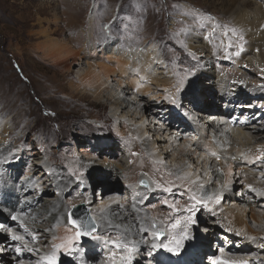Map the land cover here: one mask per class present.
<instances>
[{"label": "rangeland", "instance_id": "rangeland-1", "mask_svg": "<svg viewBox=\"0 0 264 264\" xmlns=\"http://www.w3.org/2000/svg\"><path fill=\"white\" fill-rule=\"evenodd\" d=\"M255 4H257L255 1L250 0L248 8L253 9ZM227 5L228 0H0V137L2 140L16 139V144L12 145L10 151L1 157V161L6 160V162L3 163L5 168L1 166L2 172L0 171V178L2 177L0 179V197H7V203L12 202L11 199L15 196L19 195L21 197L20 194H22L21 191L23 187L20 183L28 173V167H35V163L41 161L46 164L39 168L42 169L41 172H46L47 174L44 177V175H39L40 173H37L32 182L35 180V186H37L41 181H44L45 184L43 187L49 188L50 191L37 192L35 190V192L25 194L27 196H33V204L31 203L32 206L29 208L32 212L34 209L38 210L40 206H44L46 200H59L63 193V202L65 201L66 204L68 203L69 208L71 205H75L76 207L84 205L87 206L88 213L96 217L94 209L99 208L103 203L115 195L118 196L123 203L129 204V197L126 196V192L131 189L129 183L133 184L132 188L138 191L140 186L142 187L140 182L143 178H146L150 185L147 189L145 188L146 191L150 192L149 195L154 198L155 196L153 195H156V193L152 191V182L155 181V183H159L161 187H165V185H169L172 179L168 176L165 177V171L168 172L167 169L169 168L166 164L172 162V158L170 157L165 158L163 167L148 164L150 168L148 165L145 167L149 169V171L143 170V167H141L139 170L133 173L131 172L129 176H124L122 172H117L118 170L115 174L107 173L105 175L100 168H89L88 171L86 170V173L89 174L88 178L83 179V183L80 181L78 182L76 179L77 175L71 177L73 180V187H70V189L67 186H65L63 190L58 189L53 181L48 180L49 177L52 178V175H56V178L65 176L73 170L75 167L73 165L80 167L81 163L86 162V159H90L96 164H102L105 163V161L108 163L112 162L116 166L126 164L132 169L134 164L130 165V163H136V161L140 163L142 158H140L139 155L141 151L143 152V146L137 145L135 142L131 141L127 143V141L121 139V132L123 129H121V125L117 124L118 122H115L112 118L114 115L111 103L108 102L103 105L96 99L90 97L85 100H78L75 98H73L74 100L68 99V97H73L76 94V91L73 90L74 83L71 79L68 80L65 78V69L58 64V61H60V57L63 56L62 51L64 48L69 47L67 52L76 54L82 52V50L86 49L87 51L91 50L92 47H96L95 56L99 58V61L96 59H84L82 62H77L72 65L70 71H78L80 68H84V64L88 60L94 63L97 61V64L99 62V64H104L109 69H113L116 66L114 65V67H111L113 64L110 62L108 64L106 61L104 62L102 58L106 56V53L112 52V48L115 49L116 53L118 51L120 53L123 52L124 56L128 54L137 57L138 53H143V59L148 55L147 53L152 51L156 54V58L158 55V57L164 60L168 70H172V74L177 81L176 86L182 78L184 79V88L181 92L177 93L176 91H170L166 93L159 90L155 96L160 97V104L163 102L162 104H165V107L167 106L165 109H168V112L171 111L172 116H178L180 118V120L176 119L178 123L181 124L182 119H184V122L187 124V129L184 133L195 131L193 117L197 116L196 113L204 112V109L199 107L206 106L213 101L222 104V107H226L227 102H225L224 97L218 99L220 88L217 86L210 92L199 91L206 81H211L212 79L200 81L199 76L204 70L206 71L208 69L207 62L198 52L195 53L189 48L188 37L194 33L200 37H204L209 42L211 48L215 50L216 56H214V59L220 56V54H225L223 55L225 58L224 60H215L213 64L215 79L218 78L217 74L220 78L227 76L226 78L232 84L234 81L233 79H235L232 72L241 70L240 68H247V70L252 73L248 78L258 79L259 82L264 85L263 71L259 72V69L253 66H241L243 61L241 56L246 53L247 43H244V52L237 57L233 53L236 50L235 45H238L240 41L234 35L229 37L223 35L224 30L222 29V25L229 24L234 26L229 21L230 18L228 14L223 12ZM185 6H188L190 12L200 14L201 18L199 22L193 21L191 17H188V19L184 18L183 13H185ZM208 13L215 18L214 21L209 22L204 18V14ZM238 29L240 33L243 34L239 27ZM209 33H211V35H209ZM229 41L234 44L232 49L227 47ZM244 42H246L245 37ZM93 54H95V50ZM193 54L196 59H193ZM51 56L53 57L51 58ZM58 57L60 60H58ZM140 61H142V59ZM237 61L238 63L236 64ZM54 63L56 65H54ZM131 63L132 61H130V65L132 66L133 64ZM125 64L126 61L122 64L123 67ZM148 66L146 68H149ZM191 69H195V75L191 77L186 76V70ZM215 70L217 72L216 74ZM259 76H262V78ZM114 77L112 80H118L119 78L117 76ZM133 78H135V76ZM194 80L196 84L193 90L190 91L189 85H192ZM50 81L62 82L61 84L63 87L66 85V90L63 92L57 91V93L50 92ZM113 84L117 85L116 82ZM235 84L236 89L240 88L238 81ZM199 85L201 86L200 88ZM151 87L155 88V86ZM243 87L249 94L253 92L254 87L252 85L245 84ZM262 88L263 91L261 92L264 94V87ZM201 90H203V88ZM129 91L131 93L134 92V90L132 91L129 87L125 92L120 91V94L125 101L131 104V108L144 111L143 107L132 104L135 96L127 95L126 92ZM172 93L174 96L177 95L176 98L180 101L179 107L171 104V102L166 99V97ZM249 94H247V96ZM257 95L254 93L249 99L244 97L242 106L246 107L242 114L240 112L238 114L237 112L238 115H235L234 113H236V111H232L234 113L231 114L229 121L233 122V128H238L242 119L248 116L245 113L249 111H252V117L259 122L258 125L260 124V120L264 117V112L260 114L259 112L264 109L260 110V108H258L259 110L254 111L252 106V108L248 107V105H253V99L254 97H258ZM146 99L149 100L150 97L147 96ZM192 103L196 106L195 109ZM158 104L159 102L155 103L153 101L152 105L149 107L154 110ZM193 111L196 113L194 114ZM127 113L128 109H123L121 116H125ZM244 114L245 116L243 117ZM160 115L162 119L160 123L165 122L166 125L171 124L168 117H163L164 114ZM209 115L210 119L214 114L209 113ZM205 117H208V115ZM149 120L154 122L159 121L158 119H152V117H149ZM137 123H140V121H137ZM178 123H175V128L182 132V130H180L181 127H179L180 124ZM244 123H247V121ZM160 127L161 126H157V128ZM229 127V125L226 126L227 129H229ZM133 128H135V125ZM187 138L190 139L191 137ZM183 142L184 140H181V143ZM236 149L238 150V148ZM33 153L37 154L34 155ZM39 153L40 155H38ZM133 153L136 155H133ZM111 154H113V156ZM39 156L40 159L36 160L35 157ZM218 156H220V154ZM222 160L225 161L226 159L223 158ZM238 160H242V158L240 157ZM22 162H25L23 163L25 165L21 166ZM257 163L263 164V162L259 160ZM229 164L230 163L227 162L226 166H230ZM165 165L168 168H166ZM215 165L216 163H212V168ZM248 165L249 163L239 162V165L234 169V179H236L235 176L239 171L240 173L243 172L241 168H249ZM153 167L156 168L154 169ZM247 170H250V168ZM50 171H52V175L49 174ZM257 171L264 175V168H258ZM242 180L243 179H240V181ZM261 180H264V178H261ZM92 184L96 185L97 188L94 190L90 188L89 186ZM86 186L88 187L86 188ZM245 187L244 184L239 185L235 191L243 190ZM70 190H73L75 193L80 192L88 195V201L77 203L75 199L70 198L68 193ZM15 191L17 192L14 196ZM182 192L181 189L174 190L173 193L176 195L174 197L167 193H163L161 199L171 202L174 199L182 198ZM244 192L247 193L246 188ZM95 193L96 195L101 194V196L94 201ZM137 195H139V193ZM134 196L135 195H133V197ZM22 198H26V196L22 195L21 199ZM254 199L255 202L259 204L260 201H264V194L259 198L254 197ZM14 200V204L9 205V207L16 208L20 205L18 197ZM35 200L36 203L34 202ZM152 200H154V203H148L149 199L147 200V198L142 197L138 200L140 203L139 208L142 213L144 211L146 215L153 216L150 224L154 221L158 227L162 225V228H164V222L168 224V218L162 217L158 219L155 216L158 215L159 212L163 213L169 211V208L165 202H161L159 199L155 201L154 198ZM69 201H71V205ZM160 202L164 204L160 205ZM228 203L227 200L224 204L227 205ZM2 207L6 210L5 202L0 198V214ZM182 208L183 207H179V209ZM83 214L87 215L85 210H83ZM218 218L219 217L216 215H213L212 220L216 222L217 220L219 221ZM162 221L164 222L161 223ZM218 221L216 224L219 227L220 234L213 239H209L212 240L210 242L213 243L212 245L210 244V250L212 251L213 249V252V246L215 247L218 243L225 244L228 242L224 241L225 239L223 240L222 238L224 229ZM37 222V225L41 228L39 230H49L54 239V241L48 245V252L40 250L41 256L44 255L43 253L45 252L52 253L54 250L53 245L61 244L65 239L63 242H55V239H59L57 229L52 226L48 227L44 220ZM11 224H13L15 230H17V225L14 221H12ZM211 226L201 225L199 229L200 233L203 234V236H208L209 233L205 232L204 229ZM68 227L67 225L64 232V236L66 237L70 235ZM163 231L166 235V230ZM8 234L10 236L9 232ZM18 234L22 235L21 233ZM0 236L6 238V233L0 231ZM148 237L149 234L146 233L144 238ZM92 242L93 246H91ZM96 243L99 247H95ZM86 246H91L93 250H95L94 252L98 253L101 258L108 253L106 248L96 241L86 240L82 247L85 248ZM203 248L205 250L208 249L206 247ZM86 249L88 250V248ZM225 250V248H222L219 249L218 252L222 253ZM116 251L119 256L121 254L120 251L118 249ZM140 253V259H138L140 263L138 264H145L146 257L143 251H140ZM63 254L66 257L67 254ZM163 255H165V258L181 259L185 256V253L179 256H173L167 253H163ZM67 257L69 262L65 263L61 260L60 264H73L72 258L68 255ZM9 258L14 259L15 257L9 255ZM101 258L99 257L98 260H101ZM207 258L204 257L201 264H211L208 262L212 258Z\"/></svg>", "mask_w": 264, "mask_h": 264}, {"label": "bare ground", "instance_id": "bare-ground-1", "mask_svg": "<svg viewBox=\"0 0 264 264\" xmlns=\"http://www.w3.org/2000/svg\"><path fill=\"white\" fill-rule=\"evenodd\" d=\"M253 1H255L257 4H255L253 9H249L248 4L250 3V0H228V5L223 12L228 14L230 18L229 21L232 23V25L237 28L239 27L244 34L246 41L244 43H247V49L246 53H244L245 55L241 56L243 59L241 66L245 67V65H247V67H257L259 72L263 71L262 75H264V0ZM185 12H190L188 6H185ZM188 46L191 50H193V52H198L207 62L208 69L206 71L204 70V72H202V74L199 76L200 81L202 82L204 79H212V82L206 81L203 84V90H201L202 88H200L201 86L199 85V91L210 92L217 86L220 88V95L218 96V99L224 97V100L227 103L226 107H222V104L213 101L206 106L199 107L204 109L203 113H196L193 111V113H196L197 115L196 117H193L195 131H189L187 133H184L187 129V124L184 122V119H182L181 124L178 123V120L176 119L180 120V118L178 116H172L171 111L168 112V109H165L167 106L165 107V104H162L163 102L160 104V97L155 96L159 90L166 93H169L170 91H176L175 87L177 81L175 76L172 74V70L170 71L167 69L164 60L161 57H158V55L156 58V54H154L152 51V53H147L148 55L143 59V53H138V56L136 55L137 57H135V55L132 56L128 54H125L124 56L123 52L120 53L118 51L116 53L115 49L112 48L113 51L106 53V56L102 58L104 62L106 61L108 64L109 62L112 63L113 66L111 67H114L115 65V68L109 69L104 64H99V62L97 64V61L94 63L88 60L85 62L84 68H80L78 71L73 70V72H71L70 67L77 62H82L84 59L98 60L99 58L95 56L96 47H92L91 50L87 51L86 49L82 50V52H78L76 54L68 53L67 50L69 47L64 48L63 51L61 50L63 56L60 55L62 56L60 57L61 60L58 57V60H60L58 61V64H60L65 69V78L72 80L74 83L73 90L76 91V94L73 97H68V99L72 100L75 98L78 100H85L86 98L90 97L96 99L103 105L108 102L111 103V108L114 115L112 118L115 120V122H118L117 124H120L121 129H123L121 132V139L127 141V143L131 141L135 142L137 145L143 146V152L141 151L139 155L140 158H142L140 163H137L136 160V163H130V165L134 164L132 169H130L129 165L127 166L126 164L116 166L112 162L108 163L107 161L102 164H96L95 162H92V160L86 159V162L81 163L80 167L73 165L75 166L73 170L61 178H56V175L53 176V173L51 174L52 171H50L49 174L52 175V178L49 177L48 180L53 181L58 189L63 190L65 186L69 187L70 189V187H73V180L71 177L83 173L81 176V180L83 181V179L88 178L89 174L86 172L89 170V168H100V170H102L105 175L107 173L115 174L118 170L117 172H122L124 176H129L131 172L133 173L134 171L139 170L141 167H143V170L149 171V169L145 167L148 164L163 167L165 164V158L170 157L172 158V162L170 164H166L169 168L165 165V167L168 168V172L165 171V177L168 176L172 178L171 181L173 182V191L176 189H181L184 192L185 188H196V185L191 184V181L199 177L200 179L198 183H202L204 188L196 189L197 194H210L212 195L213 199L212 201L208 202V208H211V211H209L208 208L205 209L198 206L199 210L196 217L197 225L192 229L195 239L184 242V247L181 250L180 255L185 253V256H183L181 259L169 257L165 258V255L156 252L151 257L153 263L201 264L204 257H211L212 259L208 262L211 264H245V262H247V264H264V247H261V245H264V201H260V203L257 204L254 199V197L259 198L264 194V180H261V178H264V175L257 171L258 168H264V161H262L263 164H259L257 163L258 160H256V157L264 154V117H262L260 124L258 125L259 122H257L255 118L252 117V111H249L248 113H245L248 116L242 119V122L239 125L237 124L238 128H233V122L229 121L231 114L234 113L232 111H236V113H234L235 115H238L239 112L241 114L243 113V110L246 107L242 106L244 103V97L249 99L254 93L259 95H257L258 97H254V102L252 103L253 105H248V107H253L254 111L259 110L258 108H260V110L264 109V94L261 92L263 91L262 87H264V85L261 84L258 79L248 78L252 73L248 71L247 68H240L241 70L232 72L235 78L233 79L234 81L232 84L226 78L227 76L220 78V76L217 74L218 78L215 79L213 64L215 60H224L225 58L223 55L225 54H220V56L217 58L215 57L214 59V56H216L215 50L211 48L209 42L204 37H200L195 33L188 37ZM257 49L260 51L257 52ZM94 50L95 54H93ZM52 57L53 56H51V58ZM141 59L143 62L140 61ZM125 61L126 64L123 67L122 64L125 63ZM130 61H132V66L130 65ZM237 63L238 61L236 64ZM54 65L56 64L54 63ZM147 66L149 68H146ZM216 73L217 72L215 70V74ZM114 76L119 77L118 80H112ZM134 76L135 78H133ZM259 77L262 78V76ZM237 81L240 87L238 89L235 88V83ZM114 82H116L117 85H114ZM61 83L50 81V92L52 91L57 93V91L63 92L66 90V85L63 87ZM245 84H250L254 87L252 93L249 94V92H246L247 90L243 87ZM151 86H155V88ZM129 87L132 91L134 90L132 93L130 91L126 92L127 95L135 96L133 98L132 104L143 107L144 111L131 108V104L125 101V99L120 94V91L125 92V90ZM247 94L249 95L247 96ZM147 96L150 97L149 100L146 99ZM153 101L155 103L159 102L154 110L149 107L152 105ZM195 108L196 106L194 105V109ZM123 109H128V113L125 116H121ZM261 112H264V110L260 111L259 114ZM209 113L214 114L210 119ZM160 114H164L163 117H168V119L171 121V124L166 125L165 122L160 123L162 122ZM206 115H208V117H205ZM149 117H152V119L156 120L158 119L159 121H150ZM137 121H140V123H137ZM246 121L247 123H244ZM176 122L180 124L179 127H181L180 130H182V132L175 128ZM134 125L135 128H133ZM225 125H229V129H227ZM157 126L161 127L157 128ZM187 137L191 138L188 139ZM181 140H184V142L181 143ZM15 141L16 139L2 140L0 137V161L1 157L10 151L12 145L16 144ZM236 148H238V150ZM247 151L250 152L246 153ZM211 153H215L217 156L220 154L221 158L226 160L223 161L220 158V160L217 161L216 156H213ZM38 155H40V153ZM111 155L113 156V154ZM240 157L242 160H238ZM35 158L36 160L40 159V156ZM227 162L230 163V166L228 167L226 166ZM239 162L249 163L248 167L250 170H247L249 168H241L243 172L240 173L239 171L235 176L236 179H234V169L237 165H239ZM23 163L25 162H22L21 166L25 165ZM212 163H216L213 168L211 166ZM44 164L46 163L40 161L35 163V167H28V173L20 183L23 187V190L21 189L22 194L20 195L21 197L24 195L26 198L21 199L19 195L15 196L18 190L15 191V197H11L12 202L10 203H7L8 199L6 196V198L0 197L5 202L6 206V210L3 209V207L1 208L0 214V225H4L3 228H0V231L6 233V238L0 236V249H6V251H0V264H17L18 259H22L23 264H34V262L39 259L38 256H41L40 250H48V245L53 242L54 239L52 238L49 230H39L41 228L37 225V221L40 222L44 220L46 221L48 227L52 226L57 229L59 233V239H55V242H63V240L66 238V236H64V232L67 226V211L69 206L68 203L66 204L65 201L63 202V193L59 200H46V204L44 206H40L38 210L34 209L33 212L31 209L29 210V208L32 206L31 203L33 201V196H27L25 195L26 193L35 192V190L37 192L50 191L49 188L43 187L45 184L44 181H41L37 186H35V180L32 182L34 176L37 173H40L39 175H44V177L46 176L47 173L41 172L42 169L39 168ZM188 165H191V167L189 168ZM1 166L4 167L3 163H0V171L2 170ZM153 168L155 169L156 167ZM180 169L191 173V175L183 181L176 180V173ZM218 170H222L223 175ZM229 170H231V174H229ZM169 173H171V175H169ZM240 179L243 180L240 181ZM216 181H219V183H216ZM142 182L143 184H147L148 187L150 186L146 178H143L140 184H142ZM225 182H227L226 188L222 187ZM152 183V191L156 193V195H153L155 196V201L159 199L161 202H165V200L161 199L163 193H167L163 190L164 187L158 188L155 181ZM242 184L246 186L245 188L247 193L244 192L245 188L243 190L235 191L237 190L238 186ZM129 186L131 189L126 192V196L129 197V204L123 203L121 199L115 195L103 203L99 208L94 209V213L96 214L95 219L100 231H106L114 236L120 235L121 238H123V234L127 233L130 235V238L139 242L145 239L144 236L146 234L145 232L141 231V228H150L152 224H150V222L153 216L146 215L144 211L142 213L139 208L140 203L138 200L144 197L147 198V200L149 199L148 203H154V200H152L154 198L149 195L150 192L146 191L148 187H144L142 185V187L140 186V189H138V192L135 190V188H132L133 184L129 183ZM168 186L165 185V187ZM249 186H251L252 189H255V191H250ZM87 187L88 186H86V188ZM89 187L93 190L97 188V186L93 184ZM173 191L172 193L167 194L173 197L176 196ZM68 193L70 198L75 199L77 203L88 201V195L84 193L76 192V194L73 190H70ZM138 193L139 195H137ZM133 195L135 196L133 197ZM217 195H219L220 201L219 203H214ZM100 196L101 194L96 195L95 193L94 201L95 199H99ZM182 196V198L176 200L174 199L168 203H175L178 209L179 207L184 208L186 205H188L189 200L187 195ZM17 197L19 198L20 205L16 208L9 207V205L14 204V199ZM227 200L229 203L225 205L224 203ZM34 202L36 203V200ZM161 202L159 203L160 205L164 204ZM183 208L179 209V211H174L173 209L169 208V211L163 213L159 212V214L155 216L158 219H161L162 217L168 218V224L162 221L161 223L164 222L165 227L162 228V225L159 227L161 230H166V238L173 232H179V229H171L169 226L175 219H182V217L185 215L182 214L184 213ZM83 210L84 208L82 207L79 209V211H74L75 216H84ZM14 214H19L24 224L29 227V230L38 234V243L33 242L31 237L21 230L18 222L16 221H14V223L17 225V230H15L10 219V217ZM213 215L219 217V221H217L224 229H222L224 231L222 238L223 240L225 239L224 241H228L225 244L218 243V245H215V247L213 246L214 252L213 249L212 251L210 250L209 246L213 243H211L210 241L212 240L209 239L217 237L220 233L219 227L216 224L217 221L215 222L212 220ZM102 216L103 219L101 218ZM109 222L111 225H113L112 227L108 226ZM201 225H212L211 227H206V229H204L205 232L209 233L208 236H203V234L200 233L199 229ZM9 227L12 229V234L19 235L18 233H21L25 237L28 247L38 250L39 252L37 251V253L34 255L25 249L23 252V257H18L14 252V248L21 245L9 238L10 236L7 231V228ZM71 235L72 232H70V235L67 236L70 237ZM147 239L150 243V234ZM91 246H93V242L91 243ZM91 246H86L83 257L77 258L75 261H72V263L96 264V261L99 259V257L101 258V256L94 252L95 250H93ZM95 247H99L97 243L95 244ZM203 247L209 248L208 252ZM86 248H88V250ZM222 248H225L226 250L222 253H219V249ZM106 250L108 251L107 248ZM62 251L63 250L58 253V264L61 263V260H63L65 263L69 262L67 255L65 257L63 254L64 252ZM140 251H143V254L147 258L146 248L143 244H140L138 251L134 255L133 264L140 263L138 260L140 259L139 257L142 253H140ZM47 252L43 254L51 255V253ZM9 255L14 256L15 258L10 259ZM107 255L99 260L100 264H107Z\"/></svg>", "mask_w": 264, "mask_h": 264}, {"label": "snow or ice", "instance_id": "snow-or-ice-1", "mask_svg": "<svg viewBox=\"0 0 264 264\" xmlns=\"http://www.w3.org/2000/svg\"><path fill=\"white\" fill-rule=\"evenodd\" d=\"M175 7V5H174ZM183 16L185 19L188 17H191L193 21L199 22L200 20V14H194L192 12H185L183 13ZM204 18H206L209 22H212L215 20L214 17L211 16L210 13L204 14ZM223 35L225 37L229 36H236L237 39L240 41L238 45H235L236 50L234 51V55L239 57L242 52H244V36L242 33H240L239 29L235 26H231L229 24L222 25ZM211 35V33H209ZM227 47L229 49H232L234 47L233 42L229 41L227 44ZM257 52L260 50L257 49ZM193 59H196L195 55L193 54ZM247 67V65H245ZM186 76H194L195 75V69L186 70L185 73ZM196 84V81L194 80L192 82V85H189V90H193L194 85ZM184 88V79L182 78L180 82L176 86V92L179 93ZM167 100L171 102V104L179 107L180 101L176 98L174 95H169L166 97ZM213 156H216V160H220V156H217L215 153H211ZM133 155H136L133 153ZM256 160L264 161V155H260L256 157ZM5 161H0V163H4ZM158 163V162H157ZM190 168L191 165H188ZM223 175L222 170H218ZM229 174H231V170H229ZM75 175V174H74ZM83 173H80V175L76 176V179L83 183L81 180V176ZM171 175V173H169ZM191 173L184 171L183 169H180L176 173V180L183 181L187 179ZM199 177H197L195 180L191 181V184L196 185V188H185L184 192L181 193V195H187L189 203L183 208V212L185 215L182 217V219L177 218L175 219L172 224L169 226L171 229H179V232H173L168 235L166 238L165 232L161 230V228L157 227L156 223L153 221L150 228H141L142 232L149 233L151 236V242L149 243V240L147 238L137 242L134 239L130 238V235L125 233L123 234V238H121L120 235H112L108 232H102L99 230V226L96 223L95 217H93L90 213H88L87 206L82 205L81 207L84 208L85 212L88 213L87 215L76 217L73 209L76 207L75 205H71V201H69V204L71 207L67 211V225L68 230L72 232V235L70 237H66L65 241L61 244H55L53 245V252L51 255H42L38 260L34 262V264H58L59 262V256L58 253L63 250L65 254L70 256L73 261H75L77 258H82L85 252V248L82 247L84 242L86 240L96 241L99 242L103 247L108 249V255H107V264H133L134 255L139 249L140 244H143L147 251V258L145 260V264H153V261L151 257L156 252H161L171 254L173 256H179L181 254V250L184 247V242L187 240H193L195 239V235L192 231L193 227L197 225V212L199 210L198 206L203 208H208V202L212 201V195L210 194H197L196 189H203L204 185L202 183H198ZM173 182H169L168 187H164L163 190L167 193H172L173 191ZM216 183H219V181H216ZM144 187H148L147 184H143ZM158 188L161 187L159 183L156 185ZM222 187H227V182L222 185ZM250 191H255V189H252L251 186H249ZM220 197L219 195L216 196V200L214 203H219ZM165 204L173 209L174 211H179L175 203L169 204L167 200H165ZM209 211H211V208H208ZM103 219V216L101 217ZM12 221H16L19 224V227L21 230L25 233H27L33 242H39L38 241V234L35 232H32L29 230V227L24 224V222L21 220L19 214H14L10 217ZM109 227H112L111 223L109 222ZM4 225H0V228H3ZM118 227V226H116ZM7 231L10 233V239L14 242H18L21 246L15 247L14 252L18 257H23V252L25 249L29 251L30 253H33L34 255L37 253L38 250H34L32 248L28 247V243L25 240V237L22 235L12 234L11 227L7 228ZM261 247H264V245H261ZM120 251V255H117V251ZM0 251H6V249H0ZM17 264H23L22 259L17 260ZM96 264H100V261L97 260ZM247 264V262H245Z\"/></svg>", "mask_w": 264, "mask_h": 264}, {"label": "water", "instance_id": "water-1", "mask_svg": "<svg viewBox=\"0 0 264 264\" xmlns=\"http://www.w3.org/2000/svg\"><path fill=\"white\" fill-rule=\"evenodd\" d=\"M81 206H82V205H80L79 207L75 208L73 211H75V212L79 211V209L82 208ZM85 213H86V212H85ZM86 214H87V213H86Z\"/></svg>", "mask_w": 264, "mask_h": 264}, {"label": "trees", "instance_id": "trees-1", "mask_svg": "<svg viewBox=\"0 0 264 264\" xmlns=\"http://www.w3.org/2000/svg\"><path fill=\"white\" fill-rule=\"evenodd\" d=\"M210 247V246H209ZM206 250H209V248L208 249H206Z\"/></svg>", "mask_w": 264, "mask_h": 264}]
</instances>
